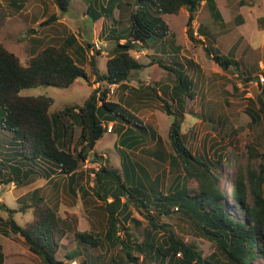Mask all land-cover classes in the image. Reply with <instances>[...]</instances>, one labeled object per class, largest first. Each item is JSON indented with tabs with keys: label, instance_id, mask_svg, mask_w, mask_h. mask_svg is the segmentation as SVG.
I'll list each match as a JSON object with an SVG mask.
<instances>
[{
	"label": "trees",
	"instance_id": "trees-1",
	"mask_svg": "<svg viewBox=\"0 0 264 264\" xmlns=\"http://www.w3.org/2000/svg\"><path fill=\"white\" fill-rule=\"evenodd\" d=\"M25 1L22 0L18 7L22 8ZM54 1L62 11H67L71 3V0ZM90 1L88 11L95 22L104 15L94 6L95 1ZM110 1V5L104 9L111 13L117 0ZM135 1L136 9L131 12V23L127 31L122 33L124 36H120L117 27L113 29L118 36L113 53L107 60V70L102 72L96 56H91V73L100 85L93 89L83 104L67 106L54 113L50 112L54 103L52 97L28 95L24 91L39 85L68 88L78 78L89 81L91 74L83 63L70 53L66 45L51 44L33 55L28 65H24L0 41V126L13 133L8 141L15 144L13 147L2 144L0 167L8 163L13 173L4 182L8 184L15 181L17 186L23 185L35 172V164L44 166L43 171L47 177L50 171L44 165L46 163L58 167L62 173L74 176L80 166L90 159L91 151L107 131L105 121L114 120L117 115L139 125L136 123L139 118L132 113L129 115L124 106L109 98L110 85L122 84L130 78L133 70L144 67L140 59L131 53L137 44L153 48L160 43H170L172 50L179 52L180 46H175V33L171 31L163 15L178 14L186 7L188 34L193 39L191 26L202 0ZM205 1L211 17L223 24L224 16L217 0ZM58 18V14L54 13L40 25H49ZM125 38L126 41L121 43L120 40ZM72 40L76 42L75 37ZM206 48L208 55L223 70L234 67L239 75L243 74L242 63L232 54H223L214 45H207ZM80 49L83 48L80 46ZM97 54L101 52L98 51ZM81 57L85 58L84 53ZM156 62L164 65L162 60ZM180 73L181 71H176L179 79ZM249 78L254 80L253 77ZM157 96L162 100L167 113L175 116L168 133L171 150L168 153L164 151L161 158L162 161L169 162V175L164 187L160 177L153 176L147 168L128 165L123 162L125 157L122 156L121 173L110 164L108 157L94 150L93 161L104 159L96 171L99 184L94 190L107 213L103 236L81 230L77 215H60L44 197L39 196L37 189L30 195L33 202L26 205L32 208L33 217L23 225L17 223L13 216L6 220L10 232L20 236L29 250L42 259L43 264H67L58 258V251L62 240L70 233L75 235L78 242L91 247L110 249L121 245L128 261L133 264H141L140 257L133 255L134 251H138L143 257L154 256L167 264H251L260 256L264 258L263 166L261 165L263 172H258L257 168L250 165L246 172L238 171L235 184L230 190L233 199L230 203L221 188V178L216 171L222 158L221 152L216 161L197 154L183 132L181 117L184 116V111H173L166 99L158 94ZM262 97L264 83L258 97L261 102L259 112L264 115ZM257 116L259 115L252 114V121H257ZM67 119L82 129L79 150L67 149L59 142L60 133H67ZM143 125L139 126L146 129ZM254 148V144H249L251 153ZM191 180L197 182L195 190L190 188ZM174 207L195 222L199 231L215 244L216 250L209 257L203 256L196 243L186 241L174 228L158 222L159 216L173 214ZM15 211L11 210L12 215ZM145 219L149 221L151 230L146 232L143 240L138 241L134 229L140 228ZM127 222H132L133 226ZM161 229L164 230V237L159 240L153 235V230ZM78 253L73 251L69 258H75ZM0 264H6V254L1 243Z\"/></svg>",
	"mask_w": 264,
	"mask_h": 264
},
{
	"label": "rangeland",
	"instance_id": "rangeland-1",
	"mask_svg": "<svg viewBox=\"0 0 264 264\" xmlns=\"http://www.w3.org/2000/svg\"><path fill=\"white\" fill-rule=\"evenodd\" d=\"M21 1L0 0V41L5 47L14 52L24 65H28L31 57L44 47L51 44L66 45L70 53L83 63L91 74L89 81L78 78L68 88L39 85L25 90L24 94L52 97L54 99L50 108L52 113L64 110L67 106L83 104L93 91L94 83L98 85L91 73V56H96L97 64L102 72L107 70V60L116 45L117 32L120 36H124L122 33L127 31L131 23L130 15L136 9V1L117 0L110 13L104 9L110 0H93L96 9L104 15L95 22L88 11L90 0H71L67 11L60 10L54 0H26L25 5L19 8ZM217 1L224 16L223 24L211 17L206 1L202 0L191 26L193 39L188 34L186 7H183L178 14L163 15L171 31L175 33V46H180V61L182 68L184 67L183 73L187 76V83L178 78L174 82L165 78L164 81L169 83L162 87V91L165 92L164 99L170 101L172 96L168 93L169 87L177 83L179 90L176 91H180V94L174 97L177 99L182 95L185 96L186 102L180 104L179 109L184 112L186 110L185 116L181 117L183 132L194 151L199 155L211 157L214 161L219 160L218 154L221 152L222 158L216 171L221 178V188L225 191L228 201L232 203L230 190L235 184L238 171L246 172L249 165L257 168L258 172H263L261 165L264 168V115L259 112L261 102L258 99L264 83L260 78V75H264V0ZM54 13L58 14V20L49 25H40ZM34 17L38 20L35 21ZM114 27H117V32H113ZM107 32H110V36ZM72 37H75L76 42L72 40ZM96 41L101 43L100 49L94 46ZM120 41L124 43L126 38ZM207 45H214L221 53L232 54L240 60L243 74L239 75L234 67L223 70L208 55ZM171 47L170 43H160L153 48L137 44L131 53L139 57L147 68L133 70L132 77L137 78V73L152 72L149 66L156 61L162 60L163 63H169L170 59H167L168 56L162 51L172 52ZM98 51L101 54H97ZM83 53L84 59L81 57ZM174 66L176 67L160 69L166 74H171L174 79L176 71H181L178 65ZM153 73L158 78L159 72ZM249 77H253L254 80H250ZM153 82L154 80L146 91L152 97L149 102L152 100L151 104H155L156 107L150 108L146 113V119L150 120L153 126H157L162 137L163 151L168 153L171 150L168 133L175 116L169 115L161 106L163 102L158 98L156 94L158 89L157 86L154 87ZM161 82L163 81L159 83ZM137 83H139L138 80ZM109 95V98L114 97V93ZM262 98L264 101V97ZM171 103L173 109L179 111L177 103L175 101ZM252 114L259 115L257 121H252ZM138 121L141 122L140 119ZM105 123L108 124V121ZM131 124L138 132L143 131L133 123ZM12 134L0 126V154L3 152V143L10 147L15 145L8 141ZM116 134L117 132L109 134L106 131L96 150L99 153L104 152L109 157L110 164L122 173L123 170L119 164L121 154L114 147ZM153 142L155 141L151 140L150 144L144 145L149 153L145 151L142 163L153 176L159 175L164 187L169 175V162L153 159L152 152L155 149ZM249 144L255 145L253 153L248 149ZM92 159L91 162H94ZM98 162L103 163L104 159L99 158ZM100 166H88L89 175ZM33 168L35 172L30 176L31 185L25 182V185L17 187L15 181L8 184L4 182L13 175L9 164L5 163V166L0 167V243L3 244L6 254V264H43L42 259L29 250L20 236L10 232L6 224L10 216H13L20 225L33 217L32 208L26 205L33 202L30 195L35 188H38L39 196H44L48 203L57 201L60 206V215H77L81 230L96 232L102 236L105 233L107 213L104 204L94 192L95 185L99 184L95 176L94 178L90 176L92 182L88 178L87 183L84 184L88 191V194H85L77 185L74 186L73 191L68 190L67 182H63L62 178H58L52 186L51 182L44 178L46 177L43 171L44 166L35 164ZM163 168H165L164 173H162ZM91 183L94 187L90 186ZM196 186L197 182L191 180L190 188L195 190ZM20 195L23 197L17 202V197ZM111 199L110 197L109 200ZM14 208L16 211L12 215L11 210ZM233 209L236 208L233 207ZM173 210L175 212L171 215L159 216L158 222L174 228L186 241L196 243L202 250L203 256L209 257L216 250L215 244L199 231L195 222L189 220L176 207ZM127 224L133 226L132 222ZM148 230H151V227H149V221L145 219L140 228L134 229L137 240H143ZM163 233V229L153 230V235L159 240L164 237ZM121 248V245L110 249L91 247L81 241L78 242L75 235L70 233L61 242L58 258L67 264H133L128 261ZM75 250L79 252L78 255L73 259L69 258ZM133 255L140 257L141 264H167L154 256L143 257L138 251H134ZM170 264H177V262ZM251 264H264V258L260 256Z\"/></svg>",
	"mask_w": 264,
	"mask_h": 264
},
{
	"label": "crops",
	"instance_id": "crops-1",
	"mask_svg": "<svg viewBox=\"0 0 264 264\" xmlns=\"http://www.w3.org/2000/svg\"><path fill=\"white\" fill-rule=\"evenodd\" d=\"M217 3H218V1H217ZM99 5L101 6L100 2H99ZM109 5H110V1L108 2V4L106 6H109ZM109 33L110 32H107V35ZM171 51L172 52H168V53L162 51L163 53H165L168 56L167 59H170L169 63H164V65L161 66L158 62H154L152 64V66H149L150 70H152V72L148 71L146 74L145 73H139V74L137 73V75H136L137 78L132 77V74H133V72H132L130 75V78L127 81L123 82L122 84H116L115 89H114V97L110 98L112 101L120 103L122 106H124L125 109L127 110V112H129V115H130V113H132L136 116L137 119L139 118L141 120V122H136V123H138L139 125L144 124L147 127L146 129H144L141 126L135 124L134 122L127 121L124 118L117 116V115L114 116V120H109L108 124L104 122V125L106 126V129H107V133L114 134L115 132H117V134H116L117 138L114 140V147H115V149H117L119 151V153L121 154V157L122 156L125 157V160L123 162L127 163L128 165H131V166L135 165V166L144 167L142 160H144V158H145L144 157V155L146 154L145 151L147 153H149L148 149L144 148L145 147L144 145L150 144L151 140L155 141L152 143V145L155 146L154 147L155 149L152 152L153 153V159L162 160L161 158H162L163 153L165 151V150L163 151L164 147L161 146L162 137L160 135V132L156 128L157 126H153L151 124V121L150 120L148 121V119H146V113L150 110V108L156 107L155 104H151L152 100L149 102L151 95H149V93L146 91V89L148 86L152 85L151 82H152V80H154V82H153L154 87L157 86V89H158L156 91V94H158L164 98L165 92L162 91V87L166 86L165 84L169 83V82L164 81L165 78L169 79L173 82L175 80H177V78H178L177 75L173 79L171 77V74H166L165 71L160 69L161 67H173V68H175L176 66H174V65H178V67L181 68L180 69L181 73H180L179 77L182 79V81L184 83H185V80H187L186 73H183L184 67L182 68V66H181L180 51L176 52L175 50H172V49H171ZM146 66L147 65H144V67H142V68H147ZM142 68H140V69H142ZM153 72H156V73L159 72L157 74L158 78H156V75ZM152 74H153V76H152ZM93 80L95 81V77L93 78ZM137 80L139 83H137ZM160 81H163V82L159 83ZM138 84H139V86H138ZM99 85H100L99 82H98V85H96V83H94V88H96ZM176 90H179L177 87V83H174L169 87L168 93H169V95L172 96V98L168 102L172 105L171 101H175L177 103V106H178L177 108L179 109V105L185 104L186 99H185V96H183V95L181 98L178 97L176 99L174 96L180 94V91L177 92ZM180 101H182V103H180ZM161 106H162V104H161ZM172 109H173V107H172ZM76 111H77V109H76ZM173 111L176 112L175 109H173ZM185 113H186V110L184 112V116H185ZM152 114H155V112H152ZM73 115H75V114H73ZM67 122H68L67 133H65V135H62V133H60L59 142H60V144L63 145V147H65L67 149L70 148L73 150H75V149L79 150L81 147L80 135H81L82 129L77 124L76 125L71 124V120L67 119ZM131 123H133L138 128L142 129L143 131L138 132L137 130L134 129V127L132 126ZM109 127L112 128V131H108ZM103 137L98 140V142L95 146V149H94L95 151H97L96 149L98 147V144L103 139ZM75 141H76V143H75ZM94 150H92L90 153V156H89L90 159H88L85 163H83L80 166V168L78 169L77 173L74 176H72L71 174L62 173L58 167H56L50 163H46L45 165L49 168L50 174H49V176L44 177V178L48 182H51L52 186L55 185L58 178H62L63 182H67L68 190L73 191L74 186L77 185L78 188L81 189V192L88 194V191L85 189L84 184L87 183L88 178H89V181L92 182V180L90 179V176H92V177L95 176V179H96V171L99 168L95 169V172L92 174L90 173V175H89V170L87 168H88V166L96 167L97 165H101V163L98 161L91 162V159L94 158V157H92V156H94V154H93ZM102 153L106 157H108L104 152H102ZM102 153H100V154H102ZM119 164H121V167H122V158H121V163H119ZM164 169L165 168H163L162 173L165 172ZM157 176H159V175L157 174ZM30 179L31 178H28V180L24 181V183L27 182V184L31 185V182H29ZM23 185H25V184H23ZM23 185H21V186H23ZM90 186L94 187V184L91 183ZM35 189H38V188H35ZM35 189H33V190H35ZM95 189H96V185L94 187V190ZM40 196H42V195H40ZM22 197H23L22 195L18 196L16 201L18 202ZM42 197H44V196H42ZM45 200L47 201V199H45ZM51 205L53 207H55L59 213L60 206L57 204V201L52 202Z\"/></svg>",
	"mask_w": 264,
	"mask_h": 264
},
{
	"label": "built area",
	"instance_id": "built-area-1",
	"mask_svg": "<svg viewBox=\"0 0 264 264\" xmlns=\"http://www.w3.org/2000/svg\"><path fill=\"white\" fill-rule=\"evenodd\" d=\"M100 44H101V43H100L99 41H96V42L94 43V46H96L98 49H100L101 46H102V45H100ZM260 78H261V80L264 82V75H260ZM115 86H116V84H111V85H110V92H111V93H114ZM108 131H112V128L109 127V128H108Z\"/></svg>",
	"mask_w": 264,
	"mask_h": 264
},
{
	"label": "clouds",
	"instance_id": "clouds-1",
	"mask_svg": "<svg viewBox=\"0 0 264 264\" xmlns=\"http://www.w3.org/2000/svg\"><path fill=\"white\" fill-rule=\"evenodd\" d=\"M111 93V92H110Z\"/></svg>",
	"mask_w": 264,
	"mask_h": 264
}]
</instances>
